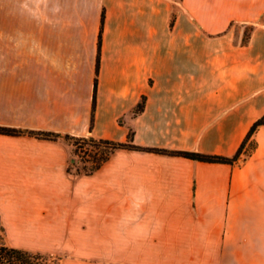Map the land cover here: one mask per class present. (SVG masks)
Here are the masks:
<instances>
[{"label": "crops", "instance_id": "0c3cea01", "mask_svg": "<svg viewBox=\"0 0 264 264\" xmlns=\"http://www.w3.org/2000/svg\"><path fill=\"white\" fill-rule=\"evenodd\" d=\"M263 18L264 0H0V126L234 156L264 115ZM232 22L255 23L247 45ZM252 140L234 164L118 149L83 175L63 138L0 134V216L61 264H264V125Z\"/></svg>", "mask_w": 264, "mask_h": 264}, {"label": "trees", "instance_id": "16d2710c", "mask_svg": "<svg viewBox=\"0 0 264 264\" xmlns=\"http://www.w3.org/2000/svg\"><path fill=\"white\" fill-rule=\"evenodd\" d=\"M105 21V13H103V25ZM254 23V22H253ZM235 22L231 23L233 27ZM255 24V23H254ZM255 28L252 29L251 35L247 40L242 38L241 45H247L250 42L252 33ZM103 30V27H102ZM101 40L102 31L99 36L98 47L99 53L96 64V71L99 72L100 68V51H101ZM97 86V79L95 81V89ZM94 102H96V95L94 96ZM145 98L141 100L135 109V114L144 110ZM264 125V115L259 118L250 128L245 140L241 144L239 150L234 156H223L216 154H207L199 151L190 150H170L165 148L157 147H145L137 145L133 142V132L130 131L127 142H117L109 139L95 138L92 135L75 136L70 134L62 135L60 133L51 131H33V130H22L18 128L0 126V134L21 136L29 135L38 138L58 140L63 138L70 145L75 147V154L81 156L84 161V165L81 168H77L73 171V166L76 162L70 164L69 171L76 174L91 175L98 169H100L104 163L110 158V156L118 149H129L136 151H146L158 154L180 156L195 161L209 162V163H230L234 164L239 161L241 154L244 152L249 143L253 142V135ZM256 147V146H255ZM254 147V149H255ZM83 153V156L80 154ZM6 229L0 216V264H61V257L52 254L34 252L20 247L10 246L5 243Z\"/></svg>", "mask_w": 264, "mask_h": 264}, {"label": "rangeland", "instance_id": "374dc122", "mask_svg": "<svg viewBox=\"0 0 264 264\" xmlns=\"http://www.w3.org/2000/svg\"><path fill=\"white\" fill-rule=\"evenodd\" d=\"M262 21L264 22V18ZM255 26L256 25L253 22H235L233 29L236 31V35L238 36V37L236 36V41L237 42L242 41V38L244 40H247L250 37L252 29L255 28ZM242 33H243V37H241ZM255 146H256L255 141L248 144V146L244 150L246 156L250 155L253 152ZM71 148H72V158H74L76 162L75 166H73V171L75 172L77 168H81L84 165L83 163L84 159L81 156H77L75 154L74 146L71 145ZM80 154L83 156V153ZM4 241L6 244L10 246L17 245V240L14 238V236L8 235L7 232L5 233Z\"/></svg>", "mask_w": 264, "mask_h": 264}]
</instances>
